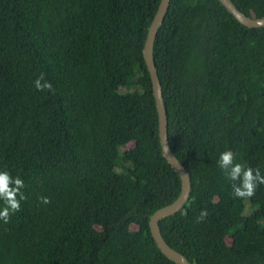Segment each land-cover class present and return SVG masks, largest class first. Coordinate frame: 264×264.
I'll list each match as a JSON object with an SVG mask.
<instances>
[{"label":"trees","instance_id":"1","mask_svg":"<svg viewBox=\"0 0 264 264\" xmlns=\"http://www.w3.org/2000/svg\"><path fill=\"white\" fill-rule=\"evenodd\" d=\"M159 1L0 0V170L26 196L0 221V264H175L149 225L182 188L143 57ZM230 1L264 18V0ZM153 63L192 186L163 239L189 264H264V185L235 198L217 166L231 150L264 176V27L219 0H170ZM41 73L54 93L34 88Z\"/></svg>","mask_w":264,"mask_h":264},{"label":"water","instance_id":"2","mask_svg":"<svg viewBox=\"0 0 264 264\" xmlns=\"http://www.w3.org/2000/svg\"><path fill=\"white\" fill-rule=\"evenodd\" d=\"M226 10L241 25L248 28L264 27V18H249L242 14L230 0H219ZM170 0H160L157 10L147 30V36L143 47V57L150 76L152 91L159 116V137L164 158L181 179L182 188L179 198L170 206L157 211L150 219V231L153 239L161 253L175 264H189L184 256L171 249L162 237L160 223L170 217L177 215L188 203L192 191L190 176L183 165L173 155L169 146L168 116L164 100L161 95L156 68L153 63V44L156 33L163 22L168 10Z\"/></svg>","mask_w":264,"mask_h":264},{"label":"clouds","instance_id":"3","mask_svg":"<svg viewBox=\"0 0 264 264\" xmlns=\"http://www.w3.org/2000/svg\"><path fill=\"white\" fill-rule=\"evenodd\" d=\"M37 91L54 93L55 89L51 82L45 80V74L41 73L34 81ZM217 166L231 182L232 194L238 199H250L255 196L257 187L264 185V176L258 168L253 169L243 163L237 162L236 154L231 150L223 151L218 158ZM25 184L20 177H13L8 171L0 170V221L7 224L11 216L20 211V202L26 200L22 189ZM39 202L43 205L50 203L48 197H40ZM207 209H203L197 216L196 222L200 223L208 217Z\"/></svg>","mask_w":264,"mask_h":264},{"label":"rangeland","instance_id":"4","mask_svg":"<svg viewBox=\"0 0 264 264\" xmlns=\"http://www.w3.org/2000/svg\"><path fill=\"white\" fill-rule=\"evenodd\" d=\"M120 34H121L124 38H127V37H128V34L125 33L123 30H120ZM128 148H132V145H130Z\"/></svg>","mask_w":264,"mask_h":264}]
</instances>
